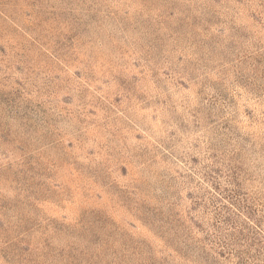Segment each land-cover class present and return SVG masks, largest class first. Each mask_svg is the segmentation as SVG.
Returning <instances> with one entry per match:
<instances>
[{
    "label": "rangeland",
    "instance_id": "1",
    "mask_svg": "<svg viewBox=\"0 0 264 264\" xmlns=\"http://www.w3.org/2000/svg\"><path fill=\"white\" fill-rule=\"evenodd\" d=\"M0 264H264V0H0Z\"/></svg>",
    "mask_w": 264,
    "mask_h": 264
}]
</instances>
